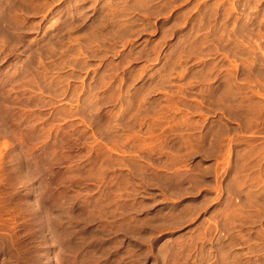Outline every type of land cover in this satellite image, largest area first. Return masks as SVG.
Segmentation results:
<instances>
[{"label": "rangeland", "instance_id": "rangeland-1", "mask_svg": "<svg viewBox=\"0 0 264 264\" xmlns=\"http://www.w3.org/2000/svg\"><path fill=\"white\" fill-rule=\"evenodd\" d=\"M45 263L264 264V0H0V264Z\"/></svg>", "mask_w": 264, "mask_h": 264}, {"label": "bare ground", "instance_id": "bare-ground-1", "mask_svg": "<svg viewBox=\"0 0 264 264\" xmlns=\"http://www.w3.org/2000/svg\"><path fill=\"white\" fill-rule=\"evenodd\" d=\"M13 156V155H12ZM46 261V260H45ZM46 264V263H45Z\"/></svg>", "mask_w": 264, "mask_h": 264}]
</instances>
